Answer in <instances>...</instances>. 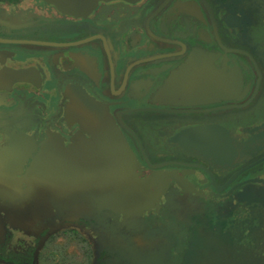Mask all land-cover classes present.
Wrapping results in <instances>:
<instances>
[{
  "label": "flooded vegetation",
  "instance_id": "1",
  "mask_svg": "<svg viewBox=\"0 0 264 264\" xmlns=\"http://www.w3.org/2000/svg\"><path fill=\"white\" fill-rule=\"evenodd\" d=\"M41 2L0 0V257L37 264L64 232L90 264H264V0H117L86 18ZM90 101L163 192L143 213L92 203L16 229L3 207L28 199L39 160L103 155Z\"/></svg>",
  "mask_w": 264,
  "mask_h": 264
},
{
  "label": "water",
  "instance_id": "2",
  "mask_svg": "<svg viewBox=\"0 0 264 264\" xmlns=\"http://www.w3.org/2000/svg\"><path fill=\"white\" fill-rule=\"evenodd\" d=\"M43 1L55 6L64 15L86 18L101 3L117 0ZM120 1L136 4L140 0ZM82 107L84 112L82 114L97 125L99 138L103 141L101 145L104 148L103 155L88 162L81 158L58 164L46 159L39 160L35 171L36 186L24 193L28 198L38 201L40 208L22 217L9 215L16 229L24 230L27 225H32L34 220L49 216L55 210L65 215L71 212L85 216L96 210L91 207L92 203H95L99 210L124 214L143 213L155 204L163 192L165 183L168 182L165 180L166 177L141 172L135 154L108 107L92 101ZM79 154L82 152L78 151L77 156ZM8 195L9 200L21 196L18 193ZM78 199H87L90 207L77 206L75 203Z\"/></svg>",
  "mask_w": 264,
  "mask_h": 264
},
{
  "label": "rangeland",
  "instance_id": "3",
  "mask_svg": "<svg viewBox=\"0 0 264 264\" xmlns=\"http://www.w3.org/2000/svg\"><path fill=\"white\" fill-rule=\"evenodd\" d=\"M33 2V1H31ZM28 2V3H31ZM39 2V1H38ZM41 2V0H40ZM44 9H49L51 8L49 5L44 4V3H39ZM81 201H87L78 199L76 202H81ZM88 202H85L86 204ZM5 205V204H4ZM4 210L8 215H14L17 217H22V215H27L30 213V211H34L38 208H40V205L38 201H35L34 199L31 198H26L22 199L21 201H15L12 203H7L4 207ZM8 211L12 212V214H9ZM207 241L201 240L199 243L206 245ZM198 243V244H199ZM84 244L82 241H80L78 238L74 237L72 238L70 235H67L66 233L62 232L60 233L56 238H54L51 242L47 243V248L46 251L44 252V255L48 254L52 257V263L56 264L58 259L60 258V255H66V257L70 260L72 263H78V262H83L85 259L84 255ZM196 247V246H195ZM194 247V248H195ZM147 264H152V259H148L146 261ZM41 264V260L37 263ZM155 264H163V260L159 261L158 263L155 262Z\"/></svg>",
  "mask_w": 264,
  "mask_h": 264
},
{
  "label": "trees",
  "instance_id": "4",
  "mask_svg": "<svg viewBox=\"0 0 264 264\" xmlns=\"http://www.w3.org/2000/svg\"><path fill=\"white\" fill-rule=\"evenodd\" d=\"M0 259L5 261V262L0 261V264H9L8 263L9 261L13 262L15 264H24V263H21V262L15 260V259H4L2 257H0ZM40 260H41V264H53L52 263V257L50 255H48V254L41 256ZM56 264H90V256H88V257L85 256V259H84L83 262L81 261V262H78V263H72L66 257V255H62V256L60 255V258L58 259Z\"/></svg>",
  "mask_w": 264,
  "mask_h": 264
}]
</instances>
